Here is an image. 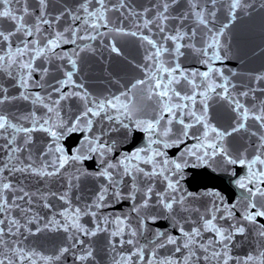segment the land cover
Listing matches in <instances>:
<instances>
[{"label": "snow or ice", "instance_id": "1", "mask_svg": "<svg viewBox=\"0 0 264 264\" xmlns=\"http://www.w3.org/2000/svg\"><path fill=\"white\" fill-rule=\"evenodd\" d=\"M18 3L19 0H16ZM92 0H85L80 8L87 15L83 18V24L95 30L101 27H108L106 13L112 10L121 11L128 8L126 0H118L117 5L109 6L106 0H95L98 7L94 11H89L88 4ZM179 0H162V7L157 6V12L154 19L145 18L142 24H136L137 28H148L149 25L155 24L161 33H165V22L170 19L169 9ZM217 0H208L213 6ZM13 0H0V19H6L13 23L12 30L7 32L0 30V44H6L7 51L0 55V71L7 73L9 77L13 76L11 69L17 67L23 75H20L17 86L24 89L18 97H10L8 89L0 86V105L9 103L14 99L29 100L32 103L39 102L47 109L48 113H54L59 117L57 108L60 101L67 99L69 96H78L85 102L86 110L83 113V120L78 119L74 125L65 126L62 122H50L49 118H38L35 113L32 114V127H23L14 123L8 114L0 112V138L5 143L0 144V152L6 156V161L0 162V264H57L66 256L73 258V264H90L95 260V255L91 247L84 246V240L81 236L92 237L98 232H107L105 225L114 223L116 228L111 231L110 236L119 237L118 240H112L110 247L115 252L117 246H130V251L125 254L113 256V264H264V249L258 254H249L240 258L233 256L231 253L232 241L237 235H245L249 227L257 237L264 242V134L259 138L257 151L252 157L241 153L234 156L228 149L226 140L235 132L246 129L247 121H255L260 128L264 129V101L260 102L257 110H252L245 106L239 99L233 97L228 88L227 79L223 84L215 83L212 79V73L219 72L209 66L206 72H192L186 74L181 70L180 65H168L161 59L166 53L171 54L172 49L165 47L154 39L143 35L137 31L126 32L123 28L114 29V31L139 36L151 46L154 51L146 56V60L152 63V69L148 72L149 91L159 98V115L151 120L140 119L136 116L133 107L123 102L119 96L114 100L94 101L93 106H88V94L85 92H68L62 91L63 87L72 85L73 73H66V79L60 81V87L54 89L59 92L58 99L52 102L55 107L44 102V97L36 94L34 99L32 94L27 92L32 81V73L37 71L33 66L35 59L45 57L48 54H55V49L61 44L76 43L78 29H65L64 32L71 31V38L64 35V32H56L54 37L46 39L41 44L38 39H27L35 37L41 33V25L51 27L52 21L47 18L46 9L48 0H38L40 14L36 17V23L28 26L24 22V16L30 14L28 9H23L22 15H17L12 9ZM190 14L194 15L198 25L207 27L208 20L205 18L204 10H199V0H188ZM242 0H230L229 14L235 18V10L241 8ZM150 9H144L137 13L129 9L128 15L133 18L144 17ZM215 11L208 12V16L214 17ZM61 16L63 13L60 14ZM123 15V13H122ZM56 20L60 16L55 17ZM81 19L80 16H72V20ZM181 23L188 19V13L177 17ZM158 21V23H157ZM228 25L225 24L224 28ZM211 32V30H209ZM18 33H23L25 40L21 43L23 47H16L13 50L12 37ZM224 34L222 28L215 35L209 37L210 43L203 49H196L202 55H208V49H217L221 47L220 37ZM188 33L182 32L179 28L172 35L165 34L163 40L171 41L174 46L175 56H183L181 51L184 47H194L192 45L182 44ZM192 36L196 35L195 30L191 32ZM95 39V36L88 37ZM111 50L119 54V49L113 44ZM67 55V54H65ZM28 56L27 61L23 57ZM63 58V57H60ZM222 57L218 52L213 51L209 60H221ZM72 68H76V61L69 57ZM207 63V61H205ZM44 73L47 69L42 70ZM201 77L208 81L207 89L201 91L199 95L203 97L200 104L203 107L198 111L194 110L197 104L196 89L199 87L195 83V78ZM43 78V77H41ZM181 78L192 85L193 92L190 95H183L177 91L174 84L180 83ZM257 81L264 80V76H257ZM146 80H138L132 85V88H138L146 85ZM78 87H83L78 85ZM222 89L216 92V89ZM264 91V89H261ZM214 92L217 96L225 99L232 110L237 114L238 120L236 126L231 131L220 130L212 126L207 116V99L208 92ZM253 92L255 89L252 90ZM126 96V93H122ZM241 96L247 97L249 92H243ZM114 110V115L112 114ZM104 117L118 125V128L110 127V131L123 130L124 139L129 137L139 138L138 133L143 134L144 143L131 151H120L114 142L101 140L100 136L84 135L82 141L72 154H69L61 144V140L66 135L76 132H90L93 119L90 117ZM186 118H190L186 122ZM23 119H27L24 117ZM82 124L84 126H82ZM179 125L176 132H173V125ZM199 126L197 132L192 129ZM42 131L52 138L51 143L42 151L41 156L37 159L28 155L25 160H21L19 154L27 151V146L32 142V133ZM18 134L23 135L22 145L17 143ZM256 135V133H252ZM195 140L193 144L187 141ZM170 149H175L172 156H169ZM50 157V159H47ZM3 158H0L2 161ZM15 161V163H14ZM87 161H94L97 165L95 171H88L83 166ZM220 163L224 167L219 169L214 164ZM229 166H238L245 169L243 176H238L234 169ZM66 167L75 168V173L68 179L67 187L63 192H52L49 196L55 197L63 203L64 207L58 214L62 217L57 220L55 215L44 225V228L52 230H62L67 233V239L70 243L61 247L54 255H43L35 250H26L19 246L17 240H6V237H18L23 235L21 231L35 234L27 224L38 222V216L28 218L27 224H21L18 219L12 216L14 210L22 213L31 212V207H24L17 201H23L24 204L32 205L33 197L37 193H29L23 187L17 188L9 179L15 173L26 176L37 177L40 180H52L64 175ZM203 168L211 169L213 172L222 171L235 177V186L242 190L240 200L227 203L225 197L219 191H205L194 193L188 191L184 186L185 177L188 169ZM5 172L8 175H4ZM82 176L92 177L101 181L95 199L85 207H73L70 192L76 187L74 181H79ZM157 183L163 185V188L156 190ZM21 193L14 195L11 199L7 193ZM247 193V195H243ZM139 196V200L137 199ZM202 197H211V206L205 208L203 212L199 208L192 207V201ZM43 201L42 207L51 209L53 206L48 202V196L39 195ZM122 201L131 202V212L135 213L137 221L136 226L129 222V215L123 217L117 216L109 221L107 215L102 218L98 215L103 208L110 207L115 203ZM153 209L155 214L148 210ZM196 212L198 220L195 226L185 229L184 222L187 217H179L181 212L191 214ZM89 216L93 218L95 228L89 229L82 224L81 218ZM160 221H169L171 226L176 229L179 235H171L165 231L157 229L150 241L152 248L148 253L145 252V246L139 245L138 237L146 231H151L149 224L156 225ZM220 221L230 223L225 227ZM37 228L36 231H41ZM204 233H211L212 238L205 242ZM128 238L125 239L124 237ZM171 250L168 255H160L159 249L168 248Z\"/></svg>", "mask_w": 264, "mask_h": 264}, {"label": "water", "instance_id": "2", "mask_svg": "<svg viewBox=\"0 0 264 264\" xmlns=\"http://www.w3.org/2000/svg\"><path fill=\"white\" fill-rule=\"evenodd\" d=\"M85 0H48V7L45 10L47 18L52 21L51 27L48 25H41V33L35 37H28L27 39H38L41 44L45 43L46 39L54 37L56 32H64L65 29H78L77 36L84 37V39H76V43L61 44L55 49V54H48L45 57L35 59L33 66L37 68L36 72L32 73V81L27 89V92L32 94L34 99L38 94L44 97V102L52 105V102L59 98L60 93L54 89L60 87V81L65 80L66 73L71 71L73 73L72 85L63 87L64 93L80 92L88 94V106H93L94 101H107L114 100L119 96L120 99L133 107L135 114L140 119L151 120L153 117L158 116V97L154 92L149 91L148 72L152 69V63L146 60V56L154 51L151 46L145 41H142L139 36L133 37L131 35L121 34L114 29L123 28L126 32L137 31L146 35L158 43H162L165 47L172 49V53H166L162 60L168 65H175L178 63L181 70L186 74L192 72H206L211 66L213 69H218L219 72L212 73V79L215 83L223 84L224 79H227L228 88L234 98L239 99L245 106L252 110H257L260 102L264 101V80L257 81V76H264V0H242V7L235 10V18L230 12V0H217L213 6L208 3V0H199V10H204L205 18L208 20L207 27L198 25L194 15L190 14V6L188 0H179L175 5L169 9L170 19L165 22V33H161L155 24L149 25L148 28L140 29L136 24H142L143 19H154L157 12V6L162 7V0H126L128 8L121 11H109L106 13L108 27H101L97 30L83 24V18L87 15L80 8V5ZM109 6L117 5L118 0H106ZM12 9L17 15L23 14V9L26 7L30 14L24 16V22L28 26H33L36 23V17L40 14V7L38 0H13L11 5ZM98 5L95 0L88 4L89 11H94ZM150 9L144 17H136L128 15L129 9L135 10L137 13L142 12L144 9ZM215 11V16H208V12ZM63 13L61 16L60 14ZM123 13V15H122ZM188 13V19L180 22L177 17ZM80 16L81 19L73 21L72 16ZM60 16L59 20L55 17ZM158 23V21H157ZM227 24L228 27L224 28ZM13 23L6 19H0V30L5 32L12 30ZM188 33L185 39L181 41L182 44L192 45L194 47H184L181 51L183 56H175L174 46L171 41L163 40L165 34L172 35L176 29ZM224 29V34L220 37L221 47L213 50L208 49V55H202L196 49H203L210 43L209 37L215 35L221 29ZM195 30L196 35L192 36V30ZM211 30V32L209 31ZM64 35L71 38V31L64 32ZM95 36L96 38L89 39L88 37ZM26 38L23 33H18L12 37L13 50L16 47H23L21 43ZM115 45L119 49V54L111 50V45ZM7 51L6 44H0V55ZM213 51L219 53L222 57L221 60H209ZM67 54V55H65ZM63 57V58H60ZM69 57L76 61V68L73 69L69 61ZM29 59L28 56L23 57L24 61ZM207 61V63L205 62ZM47 69L44 73L42 70ZM13 76L9 77L7 73L0 71V86L8 89L10 97H18L24 89L17 86L20 75H23L17 67L11 69ZM43 77V78H41ZM146 80L149 83L142 85L138 88H132V85L138 80ZM195 83L199 87L195 90L197 93V104L194 110L198 111L203 107L200 100L203 99L199 95L201 91L207 89L208 81L201 77L195 78ZM82 85L83 87H78ZM177 91L183 95H190L193 92L192 85L181 78L180 83L174 84ZM255 89L253 92L252 90ZM222 89L217 88L216 92H221ZM243 92H249L247 97L241 96ZM126 93V96H122ZM207 103V116L208 121L212 126L220 130L231 131L236 126L238 117L232 110V106L217 96L216 93L209 91ZM86 110L85 102L78 96H69L67 99L61 100L57 108L59 117L57 118L54 113H48L47 109L39 102L33 104L32 99H14L9 103L0 105V112L9 115V118L14 123L22 125L23 127H32L31 120L32 114L35 113L38 118H49L50 122H62L65 126L74 125L78 119L83 120V113ZM114 115V110L112 112ZM27 117V119H23ZM93 119V125L90 132H76L65 136L61 140V144L65 147L69 154H72L76 147L82 141L84 135L92 136L93 134L100 136L101 140L114 142L117 149L120 151H131L136 147L142 146L144 138L142 133H138L139 138L129 137L124 139L123 130L110 131V127L118 128L113 122L107 120L103 114L100 117H90ZM190 118H186V122ZM82 126H84L82 124ZM179 125H173V132L175 133ZM199 126L193 128V132H197ZM256 133V135H252ZM264 134V129L253 121L248 120L246 129L233 133L227 137L226 144L229 151L234 155L241 153L252 157L257 151L260 136ZM52 138L42 131H34L32 133V142L27 146V151L19 154L21 160H25L28 155L37 159L42 151L46 150V146L51 143ZM23 135L18 134L17 143L22 145ZM195 140L187 141L188 144L195 143ZM5 143L3 138H0V144ZM169 156L171 157L175 149H170ZM2 161H6V156L0 152ZM50 159V157H47ZM15 163V161H14ZM76 167H84L88 171H95L97 165L94 161H87L83 166L76 165ZM214 167L222 169L223 164L216 163ZM234 169L238 176L245 174V169L238 166H229ZM64 175L52 180H40L37 177L26 176L20 173H15L10 176L14 186L17 188L23 187L29 193H37L33 197L34 203L32 205L24 204L23 201H17L24 207H31V212L22 213L18 209L12 212V216L20 221L21 224H27L28 218L38 216V222L27 224V227L32 229L35 234H29L22 229L23 235L18 237H6V240H17L20 242L19 246L26 250H35L43 255H54L61 247L67 246L70 241L67 239L68 234L62 230H52L44 228L49 220L55 218L62 221L59 212L66 207L61 201L55 197L49 196L52 192H63L67 187L68 179L75 173V168L66 167ZM187 174L184 181V186L188 191L194 193H202L205 191H219L225 197V202L233 203L240 200L242 190L238 189L234 180L229 174H224L222 171L213 172L211 169L195 168L186 170ZM4 175H8L5 172ZM76 187L72 188L70 197L73 207H85L92 203L95 199V194L98 191L101 181L92 177L82 176L79 181H74ZM163 188V185L157 183L156 190ZM21 193H7L11 199L14 195ZM48 196V202L53 206L51 209L42 207L43 201L39 199V195ZM247 195V193H243ZM139 200V196L137 198ZM211 197H202L201 199L192 201L193 208H199L201 212L211 206ZM150 213L155 214L158 209L148 210ZM125 214L129 215V222L136 226L135 213L131 212V202L122 201L115 203L110 207L103 208L99 211L98 215L102 218L107 215L109 221L114 217ZM179 217H187V222H184L185 229H190L195 226L198 220L196 212L191 214L181 212ZM87 228H95V221L89 216H84L80 221ZM225 227L228 221H220ZM108 229L107 232H98L97 235L92 237L81 236L84 240L85 247L93 249L95 260L90 264H113V256L125 254L129 252L130 246L124 245L123 247L117 246L115 252L111 250L110 242L118 240L119 237L113 238L110 236L111 231H114L116 225L109 223L105 225ZM42 230L37 232L36 229ZM151 231H146L142 236L138 237L139 245L145 246V252L148 253L152 248L150 241L154 238L153 233L159 229L171 235H179L178 231L171 226L169 221H160L156 225L149 224ZM125 239L128 237L125 236ZM212 238L211 233H204L205 242L207 239ZM264 249V242L252 231L251 226L245 235H237L232 241L231 253L236 257H246L249 254H258L260 250ZM171 246L164 249H159L160 255H168ZM57 264H73V258L66 256Z\"/></svg>", "mask_w": 264, "mask_h": 264}]
</instances>
